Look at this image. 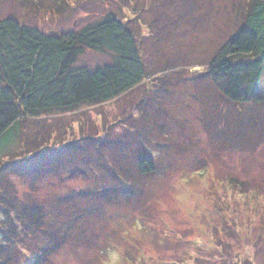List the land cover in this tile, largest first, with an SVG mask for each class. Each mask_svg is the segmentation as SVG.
I'll use <instances>...</instances> for the list:
<instances>
[{"label": "rangeland", "instance_id": "obj_1", "mask_svg": "<svg viewBox=\"0 0 264 264\" xmlns=\"http://www.w3.org/2000/svg\"><path fill=\"white\" fill-rule=\"evenodd\" d=\"M246 1L0 0V19L49 34L112 13L129 23L145 66L112 102L25 124L19 159L0 169L9 264H264V205L231 188L264 189V70L244 104L222 98L209 72ZM108 60L86 51L77 65ZM145 159L153 172H141ZM26 207L39 209L40 226L21 232ZM234 222L249 244L234 240Z\"/></svg>", "mask_w": 264, "mask_h": 264}, {"label": "trees", "instance_id": "obj_2", "mask_svg": "<svg viewBox=\"0 0 264 264\" xmlns=\"http://www.w3.org/2000/svg\"><path fill=\"white\" fill-rule=\"evenodd\" d=\"M243 11L240 30L221 48L209 71L220 82L222 98L234 104L256 99L264 70V1L247 0ZM86 51L107 55L109 60L94 68L77 65ZM144 67L129 23L112 13L78 30L59 34L46 33L14 16L1 18L0 165L4 160L18 158L16 152L26 144L28 121L53 113H71L84 104L112 102L144 80ZM5 166L2 164L0 169ZM140 170L153 172V161L142 160ZM231 188H237L238 198L249 207L253 203L264 205L263 188L241 182L231 183ZM29 208L21 211V232L26 222L29 227L40 226L39 209ZM6 210L0 203V218L9 213ZM23 215L28 221L24 222ZM238 228L234 222V240L249 244L251 233L240 235ZM16 231L13 229V233ZM257 236L264 241V228ZM12 243L5 225H0V264L11 261L5 247L10 248Z\"/></svg>", "mask_w": 264, "mask_h": 264}]
</instances>
